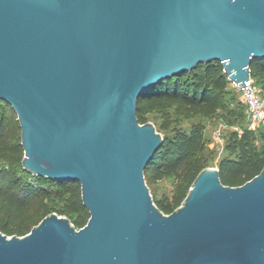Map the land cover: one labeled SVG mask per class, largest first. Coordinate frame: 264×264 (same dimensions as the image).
I'll list each match as a JSON object with an SVG mask.
<instances>
[{"label":"water","instance_id":"95a60500","mask_svg":"<svg viewBox=\"0 0 264 264\" xmlns=\"http://www.w3.org/2000/svg\"><path fill=\"white\" fill-rule=\"evenodd\" d=\"M262 58L264 0H0V99L23 166L79 180L91 213L0 230V264H264V166L238 185L207 166L167 213L146 178L164 134L138 117L166 78L218 59L242 88Z\"/></svg>","mask_w":264,"mask_h":264},{"label":"trees","instance_id":"16d2710c","mask_svg":"<svg viewBox=\"0 0 264 264\" xmlns=\"http://www.w3.org/2000/svg\"><path fill=\"white\" fill-rule=\"evenodd\" d=\"M251 71L255 82H264V58L254 59ZM230 82L222 61L215 59L162 80L139 98L141 122L159 119L158 129L164 134L163 144L146 168V178L149 184L165 177L174 181L171 194H154L167 213L182 204L199 172L214 159L207 147L205 123L193 118L213 116L226 107ZM239 102L243 109L230 110L228 117L233 123L242 121L241 126L224 133L226 152L218 161L223 182L231 185L243 184L264 166V142L259 143L257 129L250 126L246 103ZM12 111L16 112L12 104L0 99V230L24 235L53 211L70 217L78 228L84 226L91 213L80 181L47 178L23 166L22 127ZM188 118L192 120L187 126L183 120ZM262 130L264 139V125Z\"/></svg>","mask_w":264,"mask_h":264},{"label":"rangeland","instance_id":"374dc122","mask_svg":"<svg viewBox=\"0 0 264 264\" xmlns=\"http://www.w3.org/2000/svg\"><path fill=\"white\" fill-rule=\"evenodd\" d=\"M253 86L256 88L257 92L260 94V96L264 100V82L258 80H253ZM229 94L227 95V106L221 108L217 114L213 116H203V115H197L193 118V120L203 121L206 125L205 129V138L207 142V147L213 151V160L209 166H218L219 158L225 154L226 149V142L224 138V133L227 131V129H233V128H239L241 126L242 121H235L234 123L230 121V118L228 117V114L230 110H233L234 108L236 110H242L243 106L240 105V102L242 100L243 91L240 89L235 81L231 80L229 84ZM12 117L14 120L18 118V114L15 111L11 112ZM155 122L157 128L160 126V120L159 119H150ZM190 118L184 119L183 123L185 125H190L191 123ZM250 126H252V122L250 121ZM254 126V125H253ZM259 133V143H263V130H262V124H255V127ZM159 130V129H158ZM221 130L222 136L220 137L218 135V131ZM161 131V130H160ZM3 161L0 160V166L2 165ZM28 176V179H33V176ZM152 190L153 195L155 194L157 197H162L167 194H171L174 190L175 184L174 181L169 180L168 178H163L160 180H153L149 184ZM36 205H33L31 210H35Z\"/></svg>","mask_w":264,"mask_h":264},{"label":"built area","instance_id":"2783aa9c","mask_svg":"<svg viewBox=\"0 0 264 264\" xmlns=\"http://www.w3.org/2000/svg\"><path fill=\"white\" fill-rule=\"evenodd\" d=\"M240 89H242L243 91L242 99L247 105L248 118L252 122L251 127L254 128L256 123L259 125L260 124L264 125V100L257 92L256 88L253 86V79L251 78L248 81L247 85ZM217 131H218V135L221 137L222 136L221 130H217Z\"/></svg>","mask_w":264,"mask_h":264}]
</instances>
